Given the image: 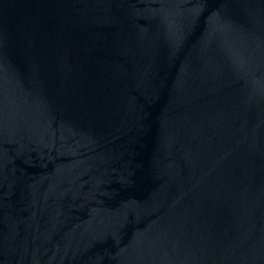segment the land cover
Segmentation results:
<instances>
[{
	"label": "water",
	"instance_id": "water-1",
	"mask_svg": "<svg viewBox=\"0 0 264 264\" xmlns=\"http://www.w3.org/2000/svg\"><path fill=\"white\" fill-rule=\"evenodd\" d=\"M0 264H264V0H0Z\"/></svg>",
	"mask_w": 264,
	"mask_h": 264
}]
</instances>
